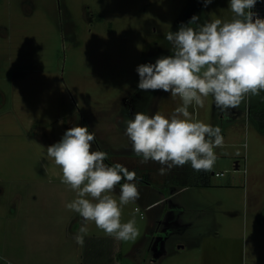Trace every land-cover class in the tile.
<instances>
[{
  "label": "rangeland",
  "instance_id": "374dc122",
  "mask_svg": "<svg viewBox=\"0 0 264 264\" xmlns=\"http://www.w3.org/2000/svg\"><path fill=\"white\" fill-rule=\"evenodd\" d=\"M193 15L200 23L230 22L234 13L228 0H213L208 7L203 0H0L3 260L262 264L255 238V225L264 219L259 121L251 118L234 141L211 97L202 109L190 107L197 119L219 126L227 138L215 149L209 187L202 189L190 187L195 173L190 164L162 176L159 162L141 163L125 135L124 121L136 112L169 116L167 101L174 112L169 93L138 89L136 67L172 54L165 34L178 31ZM250 109L264 110V91L249 94L228 116L236 111L245 116ZM76 126L94 131L92 150L108 153L105 163L136 172L140 197L124 206L121 216L122 222L135 218L136 239L117 240L89 222L83 246L75 242L83 220L65 205L76 193L61 182L62 170L46 149ZM119 193L117 185L113 194L118 198Z\"/></svg>",
  "mask_w": 264,
  "mask_h": 264
},
{
  "label": "clouds",
  "instance_id": "9594fccd",
  "mask_svg": "<svg viewBox=\"0 0 264 264\" xmlns=\"http://www.w3.org/2000/svg\"><path fill=\"white\" fill-rule=\"evenodd\" d=\"M213 0H203L208 7ZM264 0H228L234 16L230 22L216 18L200 23L193 15L178 31L165 39L172 54L136 67L138 89L162 90L181 104L166 116L136 112L124 121L125 135L141 163L159 162L160 175L190 164L210 171L218 157L215 149L224 143L222 130L196 118L193 109L205 107L209 97L228 118L249 94L264 91V17L253 9ZM94 131L87 126L69 128L46 154L61 167V182L70 186L75 198L65 207L82 218L75 242L83 246L89 222L120 241L139 235L135 218L122 222V210L140 197L137 174L120 163H105L108 153L92 150ZM121 181H124L121 183ZM120 186L119 197L113 194Z\"/></svg>",
  "mask_w": 264,
  "mask_h": 264
},
{
  "label": "crops",
  "instance_id": "0c3cea01",
  "mask_svg": "<svg viewBox=\"0 0 264 264\" xmlns=\"http://www.w3.org/2000/svg\"><path fill=\"white\" fill-rule=\"evenodd\" d=\"M170 101H172V103L176 107L181 104L179 102V100H176L174 98H170ZM167 102H165V106H164L165 109L169 113H173L172 109H168L169 107H168V103ZM253 113H254V109L253 110L250 109L249 111H247V115L245 114V116L243 114L242 115L238 114L237 111L235 113H232V116H228V118H225V116H220V121L222 123H225V122L229 123V126H230L229 131H230L231 136L233 137L232 140L235 141L238 138L237 135L240 134L243 129H246V125L250 122V119L253 118ZM224 141H227V138L224 137ZM239 167H240L239 166V162H236V171H238ZM59 169L61 170L60 167H59ZM246 171H244L245 174H246ZM193 173H194V175H198L196 173V170L193 171ZM56 174L58 175V173H56ZM192 177H194V180L192 182H189L190 183V187H192V188H201L202 189V187L194 186V185H196L195 183H197L198 180L195 178V176H192ZM255 226H256L255 233L257 234V236L255 238H257V240H258V241H256V250H259V249L263 250V251H261V254L263 253L262 254V257H263L264 256V219L260 220V226L258 225V223ZM247 228H249V226ZM262 261H263L262 264H264V257L262 258Z\"/></svg>",
  "mask_w": 264,
  "mask_h": 264
},
{
  "label": "trees",
  "instance_id": "16d2710c",
  "mask_svg": "<svg viewBox=\"0 0 264 264\" xmlns=\"http://www.w3.org/2000/svg\"><path fill=\"white\" fill-rule=\"evenodd\" d=\"M253 118L260 122L259 131L260 133L264 134V110L259 109L253 113ZM198 175H194L195 178L198 180L197 183H195L196 187H202V188H208L209 182H208V175L209 171L200 170L197 171Z\"/></svg>",
  "mask_w": 264,
  "mask_h": 264
},
{
  "label": "built area",
  "instance_id": "2783aa9c",
  "mask_svg": "<svg viewBox=\"0 0 264 264\" xmlns=\"http://www.w3.org/2000/svg\"><path fill=\"white\" fill-rule=\"evenodd\" d=\"M253 11L257 12L260 16L264 17V2L257 3V5L253 9ZM215 176L217 178H221V177H224L225 175L224 174H216ZM136 210L138 211V209H136ZM0 261H4L5 264H11V263L3 260L1 257H0Z\"/></svg>",
  "mask_w": 264,
  "mask_h": 264
},
{
  "label": "flooded vegetation",
  "instance_id": "af4514ba",
  "mask_svg": "<svg viewBox=\"0 0 264 264\" xmlns=\"http://www.w3.org/2000/svg\"><path fill=\"white\" fill-rule=\"evenodd\" d=\"M122 182V181H121Z\"/></svg>",
  "mask_w": 264,
  "mask_h": 264
}]
</instances>
